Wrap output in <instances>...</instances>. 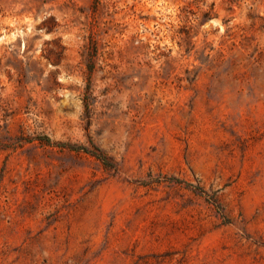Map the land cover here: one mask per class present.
I'll return each mask as SVG.
<instances>
[{"label": "rangeland", "instance_id": "374dc122", "mask_svg": "<svg viewBox=\"0 0 264 264\" xmlns=\"http://www.w3.org/2000/svg\"><path fill=\"white\" fill-rule=\"evenodd\" d=\"M0 264H264V0H0Z\"/></svg>", "mask_w": 264, "mask_h": 264}, {"label": "trees", "instance_id": "16d2710c", "mask_svg": "<svg viewBox=\"0 0 264 264\" xmlns=\"http://www.w3.org/2000/svg\"><path fill=\"white\" fill-rule=\"evenodd\" d=\"M96 3H98V1H96ZM51 29H52L51 27L48 28V30H51ZM96 56H97V45L95 44V41L92 40V42L90 43V47L88 48L87 69L89 71V74H91L94 70V61H95ZM86 109L89 110V104H86ZM35 141H38L43 146L59 147L61 149H74L72 146H69L68 144L56 143L47 136H42L36 139ZM80 149H82L84 153L92 157H95L97 160L101 161L103 165L111 167L112 164L109 163V158L100 148L96 146H92V149L85 148V147L80 148Z\"/></svg>", "mask_w": 264, "mask_h": 264}]
</instances>
